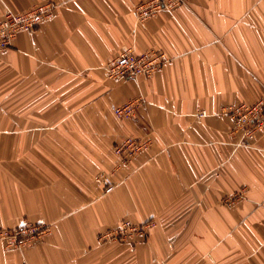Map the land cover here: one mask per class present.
<instances>
[{
  "label": "crops",
  "instance_id": "1",
  "mask_svg": "<svg viewBox=\"0 0 264 264\" xmlns=\"http://www.w3.org/2000/svg\"><path fill=\"white\" fill-rule=\"evenodd\" d=\"M141 1L0 0V17L56 5L0 54V229L48 227L0 243V264H264V130L245 140L218 114L264 90V0H188L139 23ZM123 46L169 60L112 82ZM131 99L136 117L118 119L110 105ZM128 138L143 157L121 163ZM121 221L153 226L98 242Z\"/></svg>",
  "mask_w": 264,
  "mask_h": 264
},
{
  "label": "built area",
  "instance_id": "2",
  "mask_svg": "<svg viewBox=\"0 0 264 264\" xmlns=\"http://www.w3.org/2000/svg\"><path fill=\"white\" fill-rule=\"evenodd\" d=\"M188 0H143L136 4L134 16L137 22H144L160 11L172 12L175 8L183 6ZM55 4L45 3L21 13H13L9 10L0 17V54L8 50L16 36L25 30H32L46 19L54 15ZM169 58L161 51H149L143 54H135L131 47L123 46L118 54L110 58L104 65V71L108 80L117 82L121 79H135L138 77H150L160 69ZM109 101V100H108ZM140 99H131L120 105H110L112 113L120 120H132L136 117L137 106ZM228 116L236 128L242 130V138L248 141L254 140L264 130V90L261 96L252 103H239L227 105L218 113ZM145 143L140 140L126 139L117 144L114 152L120 157L121 163H127L131 158H142ZM106 191L112 187L111 181L102 178ZM153 226L152 221L141 224H132L129 221H121L113 228L102 232L97 240L99 243L123 242L137 236H142L146 230ZM48 232L45 225L23 224L13 229H0V243L7 248H22L40 239Z\"/></svg>",
  "mask_w": 264,
  "mask_h": 264
},
{
  "label": "rangeland",
  "instance_id": "3",
  "mask_svg": "<svg viewBox=\"0 0 264 264\" xmlns=\"http://www.w3.org/2000/svg\"><path fill=\"white\" fill-rule=\"evenodd\" d=\"M115 147H116V146H114V149H115ZM25 224H27V225H39V226L44 225V224H31V223H25ZM47 233H48V232H47ZM46 235H47V234H46ZM43 237H44V236H43ZM43 237H42V238H43Z\"/></svg>",
  "mask_w": 264,
  "mask_h": 264
}]
</instances>
